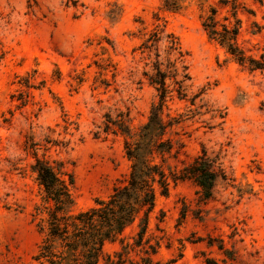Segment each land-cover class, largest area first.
I'll return each mask as SVG.
<instances>
[{
  "label": "rangeland",
  "instance_id": "374dc122",
  "mask_svg": "<svg viewBox=\"0 0 264 264\" xmlns=\"http://www.w3.org/2000/svg\"><path fill=\"white\" fill-rule=\"evenodd\" d=\"M233 3L184 0L172 12L163 0H0V264H46L37 258L52 204L37 159L73 176V215L128 183L127 136L104 128L126 120L134 137L148 122L159 101L149 77L158 54L166 64L168 34L190 76L163 114L177 121L169 192H157L142 246L137 221L123 244L106 243L99 264H264V71L235 61L203 28L215 8L260 59L264 0ZM156 29L164 39L145 49ZM204 150L226 173L208 199L194 180L171 175Z\"/></svg>",
  "mask_w": 264,
  "mask_h": 264
},
{
  "label": "trees",
  "instance_id": "16d2710c",
  "mask_svg": "<svg viewBox=\"0 0 264 264\" xmlns=\"http://www.w3.org/2000/svg\"><path fill=\"white\" fill-rule=\"evenodd\" d=\"M183 2L184 0H163V6L168 11L176 12L182 8ZM233 2V7L237 8V0ZM216 14L217 10L213 8L211 15L203 21V28L209 38L226 49L235 61L249 65L251 70L264 71V55L260 59L247 56L237 45L238 27L219 24ZM164 33V30L156 29L150 40L144 44L145 49L157 48V44L164 39ZM166 39V64L159 60L158 54L154 64L155 73L149 77L151 85L158 93L159 101L153 105L148 122L139 129L135 138L131 136L126 120H109L104 128V132H108L115 125L127 136L125 151L132 163L127 184L115 188L107 200H97L94 207L73 215V176L63 172L61 167L58 171L48 162L37 159L33 169L44 189L46 200L52 204L47 207V234L38 260L44 259L46 264H99L105 256L106 243L123 244L124 231L137 221L139 231L135 244L142 246L150 216L155 209L157 192L161 190L163 195L169 192L166 155L171 154L178 144L171 138L172 128L177 125V121L174 118L165 120L164 109L174 92L180 98L185 97V83L190 80L179 39L173 34H168ZM168 79L173 80L175 90L167 85ZM171 175L176 180H194L206 199L212 198L217 183L226 179L220 159L210 157L206 150L192 163L184 165L181 170ZM126 247L127 245L124 248ZM150 248L152 254H155V248ZM146 253L149 254V251ZM111 264L115 263L111 260Z\"/></svg>",
  "mask_w": 264,
  "mask_h": 264
}]
</instances>
